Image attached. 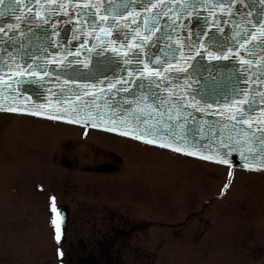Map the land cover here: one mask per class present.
<instances>
[{"label":"water","instance_id":"95a60500","mask_svg":"<svg viewBox=\"0 0 264 264\" xmlns=\"http://www.w3.org/2000/svg\"><path fill=\"white\" fill-rule=\"evenodd\" d=\"M0 112L264 172V0H3Z\"/></svg>","mask_w":264,"mask_h":264},{"label":"rangeland","instance_id":"374dc122","mask_svg":"<svg viewBox=\"0 0 264 264\" xmlns=\"http://www.w3.org/2000/svg\"><path fill=\"white\" fill-rule=\"evenodd\" d=\"M110 153L121 158L119 171L95 172L117 166ZM230 172L0 113V264H264V173L236 169L228 184ZM119 222L126 233L104 245Z\"/></svg>","mask_w":264,"mask_h":264},{"label":"flooded vegetation","instance_id":"af4514ba","mask_svg":"<svg viewBox=\"0 0 264 264\" xmlns=\"http://www.w3.org/2000/svg\"><path fill=\"white\" fill-rule=\"evenodd\" d=\"M12 116H14V117H22V116H15V115H12ZM22 118H24V117H22ZM25 118H27V117H25ZM28 118L29 119L43 121V122H49V123L51 122L49 120H44V119H39V118H32V117H28ZM61 125H63V124H61ZM69 127H72V126H69ZM72 128H76L78 130H81L83 137H86V136H88V134L90 132H93V133H97V134H105V135L111 136L113 138H118V139H123V140H126V141H130V142H134L136 144L142 145L143 147H149L147 145L135 142L133 140L125 139V138H122V137H119V136H116V135H112V134H107V133L98 132V131L89 130V129L77 128V127H72ZM149 148H152V147H149ZM153 149H155V148H153ZM109 158L110 159H114L113 161H115L117 166L115 164H114L115 166L113 164H105L103 166L97 167L95 172L106 173V174L117 173L119 171V167L118 166H120L122 164L121 158L118 157L117 155L113 154V153L109 154ZM233 177H234V172H232L231 176H229L228 184L232 183ZM17 185H19V182L17 183ZM18 193H19V191H18ZM61 212H67L66 225L62 226L63 231L67 232V230H68V220H69V214H68L69 208L67 206H63V208L61 209ZM99 212H103L101 208H100ZM115 223H117V221H115ZM111 227H113L112 231H108L107 233H111V234L117 233L118 234V233H123V232L126 233L125 231H127L126 225L125 224H120V222L117 224V226H115V224H113V225H111ZM117 239L118 238L115 236V234L111 235V236H109V238L107 240H105V242L103 244L104 245H110L111 247H113V245L117 242ZM80 244H81L83 249H85L88 246V245H86V242H84L83 240H82V242ZM61 258H63V260H64L65 255L62 256ZM82 258H85V257H81V259ZM89 259H93L92 256H89ZM94 263L99 264V262H96V261H93V264ZM102 264H112V261L109 259L107 261H103Z\"/></svg>","mask_w":264,"mask_h":264},{"label":"snow or ice","instance_id":"6c2138e0","mask_svg":"<svg viewBox=\"0 0 264 264\" xmlns=\"http://www.w3.org/2000/svg\"><path fill=\"white\" fill-rule=\"evenodd\" d=\"M2 3H3V0H0V4H2ZM209 57L211 58V53H209ZM225 58H227V57H225ZM156 75H159V73H156ZM246 102H247L246 100L245 101H241V103H246ZM11 110H15V109H11ZM123 134L124 135H128L129 133L125 132ZM135 138L140 139L141 136L140 135H136ZM146 142L147 143H154L155 141H153V140H147ZM160 146L170 147L171 145L161 144ZM174 150L181 151L180 148H175ZM188 154L192 155V154H195V153H188ZM202 158H204V159H213V157H209V156H205V157H202ZM217 162H219V163H225V164L228 163L227 160H223V159H217ZM245 167H248V165L245 164ZM52 212H54V213L56 212L55 201L54 200L52 201ZM52 223L54 225H56V240L59 241L60 240V227H59V224L57 223L56 220H53Z\"/></svg>","mask_w":264,"mask_h":264},{"label":"bare ground","instance_id":"6f19581e","mask_svg":"<svg viewBox=\"0 0 264 264\" xmlns=\"http://www.w3.org/2000/svg\"><path fill=\"white\" fill-rule=\"evenodd\" d=\"M152 149V148H151Z\"/></svg>","mask_w":264,"mask_h":264}]
</instances>
